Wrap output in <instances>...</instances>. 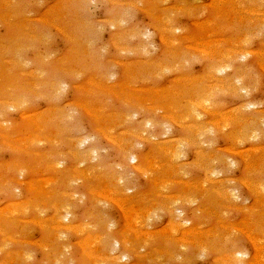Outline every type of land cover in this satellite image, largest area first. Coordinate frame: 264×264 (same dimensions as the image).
<instances>
[{"label":"rangeland","instance_id":"rangeland-1","mask_svg":"<svg viewBox=\"0 0 264 264\" xmlns=\"http://www.w3.org/2000/svg\"><path fill=\"white\" fill-rule=\"evenodd\" d=\"M263 19L264 0H0V264L102 262L96 240L112 232L102 219L116 234L146 224L154 246L177 241V260L151 261L152 249L140 246L142 258L133 255L130 264H225L239 250L247 253L240 263L264 264V197L247 188L264 189ZM222 64L229 68L214 73ZM200 94L210 95L196 108L210 134L195 138L184 115ZM249 116L256 124L240 140ZM257 122L262 132L254 138ZM136 131L147 140H136ZM123 148L150 172H134L138 162H125ZM112 174L129 184L131 199L117 197L127 200L124 209L147 215L136 226L114 203L97 197L94 204ZM226 189L239 199L219 196ZM207 190L217 191L212 201ZM175 209L185 232L196 227L189 241L179 227L172 234L171 224H182ZM72 223L89 226L64 228ZM17 252L32 258L23 262Z\"/></svg>","mask_w":264,"mask_h":264},{"label":"bare ground","instance_id":"bare-ground-1","mask_svg":"<svg viewBox=\"0 0 264 264\" xmlns=\"http://www.w3.org/2000/svg\"><path fill=\"white\" fill-rule=\"evenodd\" d=\"M226 1V0H225ZM214 7V6H213ZM256 11V10H255ZM253 12V11H252ZM254 14V13H253ZM264 20V19H263ZM244 36V35H243ZM160 38V37H159ZM163 39V38H162ZM163 42H164V39H163ZM169 42V41H168ZM172 43V42H171ZM202 43V42H201ZM174 44V43H173ZM206 44V43H205ZM210 44V43H209ZM208 44V45H209ZM202 45V44H201ZM208 45H206V47L208 46ZM188 47H190V46H188ZM187 47V48H188ZM118 48V47H117ZM198 48V47H197ZM195 50H196V48H194ZM200 50V49H199ZM198 50V51H199ZM202 50V49H201ZM204 51V50H203ZM205 52V51H204ZM206 52H208V51H206ZM205 52V53H206ZM246 52V51H245ZM248 52V51H247ZM215 53V52H214ZM251 53V52H250ZM243 55V54H242ZM227 57H230V56H227ZM243 58H244V56H243ZM219 61V60H218ZM223 62V61H222ZM262 65V64H261ZM162 67V66H161ZM261 67V66H260ZM227 68H229V66H227V64H222V67H218L217 69H215V68H213V71L214 70H217L216 72H214V73H217V72H219V71H224L225 69H227ZM264 69V68H263ZM212 71V70H211ZM31 76V75H30ZM237 78V77H236ZM221 81H222V79H221ZM109 82V81H108ZM231 82V81H230ZM236 82H237V80H236ZM59 84V83H58ZM230 84V83H229ZM236 84V83H235ZM226 85V84H225ZM213 86V85H212ZM236 86V85H235ZM217 88H218V85L216 86ZM222 87V86H221ZM63 88V87H62ZM62 88H60V89H62ZM212 88V87H211ZM214 88V87H213ZM228 88V87H227ZM53 89H57V88H53ZM222 89V88H221ZM228 89H230V87L228 88ZM58 90V89H57ZM205 90V89H204ZM231 90V89H230ZM237 90V89H236ZM235 89H234V91H236ZM238 90H239V88H238ZM246 90V89H245ZM189 90H184L183 92L185 93V94H188V95H191L192 93H191V91H189ZM206 92V91H205ZM209 92V91H208ZM58 93V92H57ZM56 93V94H57ZM204 93V92H203ZM202 93V94H203ZM202 94H200L201 96H199V97H202V101H200L199 103H197V104H191L190 102H188V104L190 103V105H188L189 106V109L187 108L185 111H186V113H185V118H187V117H189L191 120H192V123H194L193 124V126L191 125V127H189L190 128V130L192 131V134L194 133L195 134V138H199L200 136H203L204 135V137L205 136H207V134L209 133V130H208V128L207 127H204V126H201L200 125V123H202V122H199V120H198V117H196V108L197 107H204L205 108V104H207V103H209L210 102V95L209 96H207V94H205V95H202ZM235 94H237V93H235ZM198 95V94H197ZM193 96V97H198V96ZM192 97V98H193ZM212 102V101H211ZM13 103V102H12ZM8 105H10L9 103H7ZM19 105H21V104H19ZM14 106H15V104H14ZM16 106H17V104H16ZM81 107V106H80ZM250 107V106H249ZM251 107H252V105H251ZM203 108V109H204ZM153 109V108H152ZM85 111H87V110H85ZM87 113V112H86ZM89 113V112H88ZM232 114V113H231ZM24 115V114H23ZM225 116V115H224ZM226 117V116H225ZM250 117V116H249ZM249 117H247L246 119H242L243 121H241L242 123L243 122H245V123H250V126H248V128H247V130L245 131H243V130H241L240 132H238L237 133V135L239 136V137H242V138H239L240 140H243V138H246V134L247 133H249V132H251L252 130H253V126H254V124H256V121H257V119H255L254 117H250L251 119H249ZM177 118V117H176ZM222 118V117H221ZM233 118V117H232ZM232 118L231 117H228L227 116V118H225L226 119V121H228V122H230L231 120H232ZM173 119V118H172ZM186 120V119H185ZM261 120H262V117H261ZM264 120V119H263ZM173 121V120H172ZM175 121V120H174ZM173 121V122H174ZM148 122V121H147ZM146 122V123H147ZM176 122V121H175ZM216 122V121H215ZM232 122V121H231ZM259 122H260V120H259ZM145 123V125H144V127L143 128H145V126L146 125H148V124H151V123H147L146 124ZM219 123V122H218ZM226 123V122H225ZM245 123H243V124H245ZM260 123H263V122H260ZM179 125V124H178ZM227 125V124H226ZM263 125V124H262ZM190 126V125H189ZM218 126H219V124H217V129H218ZM257 126V127H256ZM255 127V129H254V131H255V133H253L252 134V136L254 135V138H255V136L258 134V136L257 137H260V135H261V133H260V131L261 130H259V129H257V128H259V126H258V122H257V125H256ZM226 128V127H225ZM224 128V129H225ZM257 130V131H256ZM223 132H224V130H222ZM253 131V132H254ZM257 132V133H256ZM262 132V131H261ZM135 133V138H136V140H138V141H144V140H147L145 137H144V133H141V132H134ZM210 134V133H209ZM250 134V133H249ZM106 135V134H105ZM235 136V135H234ZM247 136H249V135H247ZM230 137V136H229ZM256 137V138H257ZM195 138H193V139H195ZM249 139H251V137L249 138ZM179 140V139H178ZM177 140V141H178ZM188 141V140H187ZM114 142V141H113ZM153 142V141H152ZM116 143V142H115ZM114 143V144H115ZM167 143V142H166ZM177 143V142H176ZM179 143V142H178ZM177 143V144H178ZM80 144V143H79ZM121 144V143H120ZM177 144H175V145H177ZM122 145V144H121ZM128 145V144H127ZM180 146H182V145H180ZM122 147V146H121ZM128 147V146H127ZM162 147V146H161ZM161 147H159L160 149H161ZM169 147H171V146H169ZM172 147H173V144H172ZM157 148H158V146H157ZM127 150V151H126ZM161 150H163V148L161 149ZM164 150H165V148H164ZM229 150V149H228ZM251 150V149H250ZM253 151H254V149H252ZM169 151H170V149H169ZM173 150H171V152H172ZM92 152V151H91ZM91 152L89 153V155L91 154ZM122 152H124L123 153V157H124V155H125V162H127V160L128 159H130L131 160V162L133 161V162H138L137 163V165L136 166H134V167H130L134 172H136V173H138V174H142V175H146L147 174V172L149 171H147L145 168H146V161H144V160H141V159H138L137 157H135L134 155H132L131 154V150L129 151V149H124L123 148V150H122ZM166 152V151H165ZM164 151H163V153H165ZM175 151H173V153H174ZM239 152V151H238ZM252 152V151H251ZM95 154V151H93L92 152V154ZM168 153V152H167ZM178 154L180 153V152H177ZM199 153V151L197 152V154ZM202 153H203V151H202ZM205 153V152H204ZM237 153V152H236ZM169 154V153H168ZM174 154H176V153H174ZM177 154V155H178ZM200 154V153H199ZM198 154V155H199ZM243 154V153H242ZM165 155V154H164ZM203 155V154H202ZM201 155V156H202ZM172 156H174L173 154H172ZM181 156V155H180ZM204 156V155H203ZM242 156V155H241ZM90 157V156H89ZM179 157V156H178ZM213 156H211V158H212ZM203 158V157H202ZM211 158H209V159H211ZM173 159V158H172ZM83 160V159H82ZM90 160V159H89ZM222 160H224V159H222ZM124 161V160H123ZM154 161V160H153ZM216 161V159H214V160H212V161H210V160H207V162H208V164L207 165H205L206 167H204L206 170V172L208 173V171L209 170H211L213 167H214V163L213 162H215ZM79 163V162H78ZM176 164V163H175ZM174 164V165H175ZM128 165V164H127ZM58 166V165H57ZM149 166H151V165H149ZM154 166V165H153ZM77 167H78V164H77ZM174 167V166H173ZM175 167H176V165H175ZM256 167H258V166H256ZM156 168V167H155ZM159 168V167H158ZM255 168V167H254ZM76 169H78V168H76ZM75 169V171H77ZM157 169V168H156ZM176 169H177V167H176ZM79 170V169H78ZM86 172V171H85ZM150 172V171H149ZM182 172V171H181ZM87 173V172H86ZM215 174V173H214ZM213 175V174H212ZM78 176V175H77ZM76 176V177H77ZM80 176V175H79ZM78 176V177H79ZM102 176V175H101ZM109 178V180H110V176L108 177ZM212 178H213V176H212ZM101 180H105L106 179V182H107V174H105L104 173V175L100 178ZM211 181V180H210ZM209 181V182H210ZM245 181V180H244ZM246 182V181H245ZM245 182H243V183H245ZM156 183L158 184V182L156 181ZM222 183V182H221ZM220 183V184H221ZM248 183V182H247ZM164 184V183H163ZM162 184V185H163ZM210 184H212V183H210ZM214 185L212 186L213 188L215 187V189H216V185H215V183H213ZM246 184V183H245ZM244 184V185H245ZM205 185V184H204ZM249 185V187H247L248 189L249 188H251L252 190L251 191H253V192H255V193H257V196L260 198H262V197H264V195H263V190L264 189H260V187H261V184L260 183H255L254 185L253 184H251V182L250 183H248L247 184V186ZM105 186V185H104ZM156 186V185H155ZM165 186V185H164ZM201 186H202V184H201ZM108 188L105 190V191H103L102 193H98V194H93V197H94V199H93V201L95 200V201H98V200H96V198L97 197H100V198H103V199H106L107 200V202H112V203H114L118 208H120V209H122L123 211H124V217H126V219H129V221L131 220L133 223H134V225L136 226V224L138 223L137 221H141L140 220V217L142 218V220H143V218H144V216H147V215H144V213H142L141 212V214H135V211H134V208L133 209H129V210H126V209H124V207H125V205H127V204H125V202H127V200L125 199V200H122V199H120V197L122 198V196L123 195H127L126 194V189H128V187H129V184H127V183H125V177H123V178H118V177H116L114 174H112L111 175V185H110V183H109V185L107 186ZM211 187V188H212ZM68 188V187H67ZM159 188H161V187H159ZM203 188V187H202ZM162 189V188H161ZM220 189V188H219ZM229 189V188H228ZM231 189V188H230ZM129 190V189H128ZM164 190V189H163ZM205 192V191H204ZM215 192H217L216 190H207V192H205V194H206V196H208V198H210V201H212L213 199H212V197H210V196H212L213 194H217V193H215ZM236 191H234V190H231V191H227V189H226V191H221V192H219L218 191V193H219V196H226V197H228V198H233L234 200H237V199H239V195L238 194H236L235 193ZM183 193H186V192H184L183 191ZM203 193V192H202ZM66 194V193H65ZM119 194H123L122 196H119V198H117L118 197V195ZM204 194V193H203ZM67 195V194H66ZM190 195V194H189ZM256 195V194H255ZM193 196V195H192ZM131 196H129V195H127L126 196V198L128 199L129 198V200L131 199L130 198ZM183 197H184V195H183ZM225 197V198H226ZM132 198L134 199V198H139V195L137 194V190L134 192V194H133V196H132ZM185 198V197H184ZM183 198V199H184ZM189 199V198H188ZM187 199V200H188ZM191 199V198H190ZM175 200H177V199H174L173 201H175ZM185 200V199H184ZM186 200V201H187ZM95 201H94V204H96L95 203ZM189 201V200H188ZM261 201V200H260ZM139 202H141V203H143L145 206L146 205H149V204H151V203H149L150 201H147V199L146 198H141L140 200H139ZM191 202H192V200H191ZM92 203V202H91ZM133 203V202H132ZM186 203V202H185ZM93 204V203H92ZM134 204H136V203H134ZM176 204V203H175ZM263 204H264V200H263ZM96 206V205H95ZM134 206V205H133ZM57 207H58V205H57ZM135 207V206H134ZM154 207V206H153ZM156 207V206H155ZM148 206H146V211H145V214H146V212L148 213ZM159 207H157V209H158ZM58 209H59V207H58ZM153 208H150V210H152ZM62 210V209H61ZM88 210V209H87ZM121 210V211H122ZM177 210L178 209H175V210H171L170 212H171V214H172V216H174V217H176L177 219H180L181 218V215L179 214H177ZM134 211V212H133ZM156 211V208L154 209V211H153V213ZM213 211V210H212ZM180 212H181V210H180ZM182 212H183V210H182ZM181 212V213H182ZM140 213V212H139ZM209 213V212H208ZM12 214H13V212H12ZM89 214V213H88ZM151 214H152V212H151ZM170 213H169V215H171ZM148 215H150L149 213H148ZM157 215V214H156ZM61 216H62V214H61ZM61 216H59V217H61ZM66 216V215H65ZM93 216V215H92ZM155 216V215H154ZM102 218H103V216H101ZM101 218V219H102ZM148 218H150V217H148ZM147 218V219H148ZM195 218V217H194ZM196 218H197V216H196ZM66 220L68 219V217H66L65 218ZM63 220V219H62ZM144 220H145V218H144ZM181 220V223L183 224V222H182V220H184V219H180ZM198 220V219H197ZM59 221V220H58ZM85 221V220H84ZM186 221V220H185ZM185 221H184V224H185ZM190 221V220H189ZM189 221H188V223H189ZM258 221V220H257ZM60 222H61V220H60ZM63 222V221H62ZM100 222H103V224L105 223V225L107 226V227H105V229L107 230V228H109V229H112V232H107V233H102L101 231V233H99V236L97 237V240L96 241H98L97 243L98 244H100L101 246H102V250H101V252L105 255V257L104 258H102V262L101 261H99V262H97V264H130V258L133 256V255H140V257L142 258V254L140 253V252H138L137 250H138V248L141 246V248H143L144 250L145 249H147V248H150V249H152V252L153 253H149L148 255H150V260L151 261H153V260H155L156 258H159L160 256H163V257H168V256H170V255H172L173 256V258L175 259V257L177 256V254L179 253V251L177 252V253H175L174 255H173V253H174V249H172V246L174 245V244H177L176 242H174L173 240H170V239H168V243L166 244V245H160V246H163V247H160V246H154V244H152V243H150V242H157L158 240H156V237H155V235H154V232H152V231H148V229H146L147 228V225L145 224L144 226H143V224H140V225H142V227L140 228V230H138L137 229V227H135V231L136 232H133L132 230H131V228H127L125 231H124V233L123 234H116V233H114V231H113V229H114V225L113 224H110V223H108L109 221L108 220H101ZM172 222V221H171ZM179 222V221H178ZM173 223V224H171L172 225V227H174V229L172 228V234L174 235V233H175V231H177L178 230V228L177 227H179L180 229H182L183 230V232H185L184 230L186 229V224L184 225H182V224H180V222L179 223ZM91 223V222H90ZM132 223V224H133ZM140 223V222H139ZM187 223V222H186ZM45 224V223H44ZM59 225H60V223H58ZM62 224V223H61ZM75 224V223H74ZM84 224V223H83ZM83 224H77V226H73V223L71 224V225H69L68 227H64V228H66V229H73V230H75L76 232L78 231V232H80V231H82V233L84 232V231H86L87 229H88V226L89 225H83ZM91 225H92V223H91ZM133 225V226H134ZM247 225V224H246ZM130 226H132V225H130ZM132 226V227H133ZM149 226V225H148ZM264 226V225H263ZM100 227H103V226H100ZM194 227V226H193ZM200 227V226H199ZM57 228H59V227H57ZM60 228H62L61 226H60ZM99 228V227H98ZM134 228V227H133ZM195 229H196V227H195ZM195 229H193L191 226L186 230V232L184 233L185 235L184 236H186V238H184V239H182V241L183 240H185V241H187L188 240V238H189V236H192L193 234H194V231H195ZM60 230V229H59ZM168 230V229H167ZM198 230V229H197ZM103 231V230H102ZM250 231H252V230H250ZM167 233H168V231H166ZM174 232V233H173ZM198 232V231H197ZM79 234V233H78ZM132 234H136V236H135V238L133 239V238H131V236H132ZM168 234H171V232L170 233H168ZM175 234H177V232L175 233ZM250 234V233H249ZM61 235V234H60ZM164 235V234H163ZM195 235V234H194ZM201 235V234H200ZM226 235V234H225ZM251 235V234H250ZM188 236V237H187ZM220 237H221V234L219 235ZM218 236V237H219ZM256 236L254 235V237L253 238H255ZM258 237V236H257ZM93 238V237H92ZM91 238V239H92ZM183 238V237H182ZM248 238V237H247ZM252 239V238H251ZM10 240H12V238L10 239ZM9 239H7V241H10ZM155 240V241H154ZM197 240V239H196ZM96 241H94V242H96ZM189 241V240H188ZM255 241H258L259 242V240H255ZM94 242H92L93 243V245H94ZM135 242V243H134ZM192 242V241H191ZM197 242H199L198 240H197ZM252 242V241H251ZM257 242V243H258ZM261 243V242H260ZM21 244V243H20ZM91 243H90V240H89V243L87 242V243H85V245H86V247H88V249H89V245H90ZM162 244H165V243H162ZM169 244V245H168ZM191 244V243H190ZM198 244V243H197ZM97 245V244H96ZM168 245V246H167ZM185 245V244H184ZM201 245H203L202 243H201ZM201 245H199L200 246V248L202 247V249L201 250H203V252H204V250L205 249H207V248H205L206 247V245H203V246H201ZM164 246H167V248L166 247H164ZM254 246V245H253ZM91 247V246H90ZM174 247V246H173ZM256 247V246H255ZM140 248V249H141ZM204 248V249H203ZM84 249H85V246H84ZM100 249V248H99ZM172 249V250H171ZM201 250H200V252H201ZM208 250V249H207ZM261 250V249H260ZM122 251V252H121ZM228 251V250H227ZM226 251V252H227ZM233 251H235V250H233ZM114 252H118L119 253V256H114ZM151 252V251H150ZM203 252H201V253H203ZM208 252V251H207ZM210 252V251H209ZM5 253H6V251H5ZM24 253V252H23ZM23 253H20V252H17V254L15 255V253H13L14 255H15V257H17V259H18V257H20L21 259H23V262H29V260L32 258V256L27 252V253H25L24 255H23ZM205 253V252H204ZM203 253V255H207V254H204ZM87 254V253H86ZM95 255H94V258H97V259H100V258H98V255L96 254V253H94ZM234 254V253H233ZM232 253H231V251L228 253V255L227 256H225L226 258L224 259V263L225 264H242V258L244 257V255H246L247 256V253H245V252H243V251H241V250H239V251H237L236 253H235V255H233ZM262 254V253H261ZM260 254V255H261ZM14 255H12V256H14ZM88 255V258H89V260H91L92 258H93V255H91V253H88L87 254ZM187 255V254H186ZM200 255V254H199ZM241 255H243V257L240 259L242 262L240 263V261L238 260V258H237V256H240L241 257ZM260 255H257V258H258V256H260ZM180 256V255H179ZM256 256V255H255ZM83 257V256H82ZM178 257V256H177ZM261 257H262V255H261ZM260 257V258H261ZM168 258H170V257H168ZM181 258V257H180ZM185 258V257H184ZM183 258V259H184ZM105 259V260H104ZM162 259V258H161ZM171 259V258H170ZM189 259V258H188ZM188 259H186V260H188ZM15 260V259H14ZM13 260V261H14ZM87 260V259H86ZM126 260H128V261H126ZM172 260V259H171ZM175 260H177V259H175ZM185 260V261H186ZM220 260V259H219ZM218 260V261H219ZM261 260V259H260ZM124 261H126V262H124ZM179 261V260H178ZM258 261V260H257ZM69 262V261H68ZM124 262V263H123ZM221 262V261H220ZM258 262H260V261H258ZM86 263V262H85ZM243 263H245V262H243ZM92 264H93V261H92ZM256 264V263H255Z\"/></svg>","mask_w":264,"mask_h":264}]
</instances>
